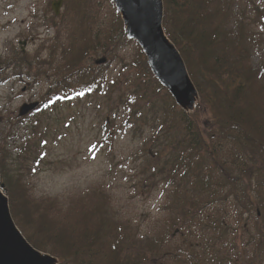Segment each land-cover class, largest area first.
<instances>
[{
  "label": "rangeland",
  "instance_id": "1",
  "mask_svg": "<svg viewBox=\"0 0 264 264\" xmlns=\"http://www.w3.org/2000/svg\"><path fill=\"white\" fill-rule=\"evenodd\" d=\"M51 1L0 0L5 194L10 182L59 214L98 208L119 236L122 259L132 264H264L257 250L264 188L261 199L255 197L258 212L242 213L228 185L216 183L208 152L191 150L179 111L171 110L170 98L123 34L110 0H62L57 15ZM221 1L233 20L248 24L242 42L250 51L242 62L264 65V0ZM79 68L91 70L94 82L75 78L65 90ZM31 102L36 108L19 116V107ZM189 114L207 148L233 173L260 164L261 157L238 143L209 137L214 125L201 97ZM194 171L205 187H192ZM17 226L32 244L30 229ZM215 256L226 259L217 263Z\"/></svg>",
  "mask_w": 264,
  "mask_h": 264
},
{
  "label": "trees",
  "instance_id": "2",
  "mask_svg": "<svg viewBox=\"0 0 264 264\" xmlns=\"http://www.w3.org/2000/svg\"><path fill=\"white\" fill-rule=\"evenodd\" d=\"M228 8L221 0H163L162 25L179 50L201 101L208 105L209 117L214 125L209 137L216 136L223 141L238 143L246 151L261 157L262 163H256L255 168L246 166L233 173L224 161L207 148L208 141L198 127L194 114L178 110L168 91L157 80L154 81L170 98L171 110L179 111L191 150L195 154L201 149L208 152L218 173L216 183L228 185L242 213L256 214L255 197L261 199L260 190L264 188V65L242 62L241 58L246 59L250 51V47L242 42V32L248 24L244 19L233 20L227 12ZM135 46L149 72L140 47L136 43ZM199 63H203V67ZM72 74L75 75L74 79L62 86L65 90L70 88L75 78L93 79L88 68H79ZM198 74L206 81L207 89L204 82H200ZM193 175L192 187L206 186L200 172L194 171ZM205 182H208V178ZM201 183L204 185L201 186ZM13 185L7 182L5 186L14 221L23 229L29 228L31 234L27 235L32 245L56 255L59 264H132L131 259H122L123 248L119 236L110 233L105 213L102 217L98 208L86 211L79 206L74 212L67 209L64 214H59L52 203L44 207L37 200L14 189ZM262 205L264 207V203ZM102 232L106 237L102 236ZM258 237L261 242L257 250L264 254L262 228H258ZM224 258L215 256L217 263ZM233 258L237 259L236 253Z\"/></svg>",
  "mask_w": 264,
  "mask_h": 264
},
{
  "label": "water",
  "instance_id": "3",
  "mask_svg": "<svg viewBox=\"0 0 264 264\" xmlns=\"http://www.w3.org/2000/svg\"><path fill=\"white\" fill-rule=\"evenodd\" d=\"M110 1L119 13L126 37L140 46L153 76L167 89L176 105L191 113L200 96L180 52L164 32L163 0ZM61 2L51 1L54 14H58ZM104 61L101 58L95 63ZM36 105L37 102L23 103L18 114L24 115ZM3 186L0 181V264H59L55 255L35 248L22 234L11 216Z\"/></svg>",
  "mask_w": 264,
  "mask_h": 264
}]
</instances>
